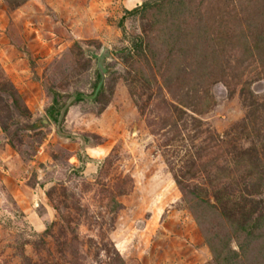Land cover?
Instances as JSON below:
<instances>
[{"label":"rangeland","instance_id":"374dc122","mask_svg":"<svg viewBox=\"0 0 264 264\" xmlns=\"http://www.w3.org/2000/svg\"><path fill=\"white\" fill-rule=\"evenodd\" d=\"M0 264H264V0H0Z\"/></svg>","mask_w":264,"mask_h":264},{"label":"trees","instance_id":"16d2710c","mask_svg":"<svg viewBox=\"0 0 264 264\" xmlns=\"http://www.w3.org/2000/svg\"><path fill=\"white\" fill-rule=\"evenodd\" d=\"M143 8V7H142ZM138 9H136V10H134L133 12H136ZM52 109H54V108H52ZM51 115H52V112H51Z\"/></svg>","mask_w":264,"mask_h":264}]
</instances>
